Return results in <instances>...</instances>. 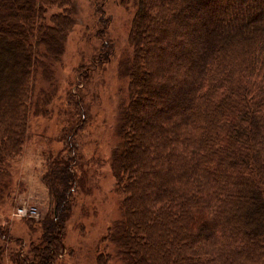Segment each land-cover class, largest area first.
Listing matches in <instances>:
<instances>
[{
  "label": "trees",
  "instance_id": "obj_1",
  "mask_svg": "<svg viewBox=\"0 0 264 264\" xmlns=\"http://www.w3.org/2000/svg\"><path fill=\"white\" fill-rule=\"evenodd\" d=\"M72 6L0 0V172L24 151L38 68L60 55ZM54 7L60 12L48 20ZM129 42L131 100L113 162L124 216L101 240L95 264H109V243L123 264H264V0H140ZM161 48L164 56L149 59ZM169 83H177L172 97ZM154 104L152 119L140 122ZM134 127L148 138L146 152L130 149ZM76 132L69 159L47 174L59 212L42 221L29 254L23 244L13 253L15 264H57L61 252L72 254L62 225L77 182Z\"/></svg>",
  "mask_w": 264,
  "mask_h": 264
},
{
  "label": "rangeland",
  "instance_id": "obj_2",
  "mask_svg": "<svg viewBox=\"0 0 264 264\" xmlns=\"http://www.w3.org/2000/svg\"><path fill=\"white\" fill-rule=\"evenodd\" d=\"M71 1L74 25L62 51L56 59H44L47 71L38 68L24 151L0 172V232L8 238L0 237L2 264H15L13 253L22 244L27 254L43 233L42 221L53 219L57 202L47 185V174L57 167L58 161L69 159L75 127L73 142L77 151L72 168L77 182L70 198L72 210L62 225L64 244L72 254L61 252L57 264H95L101 240L124 216L125 195L117 185L113 162L123 143V123L131 100L134 49L129 35L140 0ZM99 6L108 19L106 26L99 21ZM59 12L54 7L47 19ZM150 55L153 60V56H164L165 52L161 48ZM154 69V65L148 67L142 76L152 75ZM169 75H163L164 79ZM176 86L177 83L168 84L167 94L171 97ZM157 87L153 92L160 95L162 87ZM153 106L145 110L140 120L152 119L148 113L156 107ZM134 128L136 136L130 149L146 152L148 138ZM137 168L140 176V167ZM23 206L36 207L38 217L18 216L17 210ZM109 244L108 263L123 264L115 244Z\"/></svg>",
  "mask_w": 264,
  "mask_h": 264
},
{
  "label": "built area",
  "instance_id": "obj_3",
  "mask_svg": "<svg viewBox=\"0 0 264 264\" xmlns=\"http://www.w3.org/2000/svg\"><path fill=\"white\" fill-rule=\"evenodd\" d=\"M17 215L20 217H26V216H31V217H38V210L36 207L33 206H28V207H19L17 210Z\"/></svg>",
  "mask_w": 264,
  "mask_h": 264
}]
</instances>
